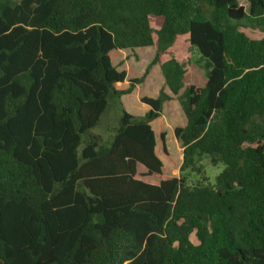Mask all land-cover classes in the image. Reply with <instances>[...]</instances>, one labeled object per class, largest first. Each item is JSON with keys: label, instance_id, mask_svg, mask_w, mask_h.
<instances>
[{"label": "trees", "instance_id": "16d2710c", "mask_svg": "<svg viewBox=\"0 0 264 264\" xmlns=\"http://www.w3.org/2000/svg\"><path fill=\"white\" fill-rule=\"evenodd\" d=\"M244 26L264 31V0H0V264H264V36ZM181 35L203 86L169 51ZM153 45L117 87L111 51ZM156 63L168 90L134 115L121 97ZM174 98L180 174L147 182Z\"/></svg>", "mask_w": 264, "mask_h": 264}, {"label": "rangeland", "instance_id": "374dc122", "mask_svg": "<svg viewBox=\"0 0 264 264\" xmlns=\"http://www.w3.org/2000/svg\"><path fill=\"white\" fill-rule=\"evenodd\" d=\"M15 2L16 0H10ZM239 3L249 8V0H239ZM252 38H262L264 31L252 28L250 26L242 27ZM170 53L180 59L186 67V84H195L203 86L206 83L205 70L198 63L199 54L193 48H190L187 35H181L177 42L169 48ZM155 54V46L138 47L134 49H115L110 55L113 64L120 70H126L127 77L124 82L116 83L119 88L128 87L129 80L141 76L149 63L153 60ZM169 57V54L163 58ZM161 89L168 90L165 87L164 77L162 75L159 64H153L144 80L138 84L136 88L129 94H124L121 101L127 111L134 115H143L148 109L143 101V97H156ZM187 123L184 111L179 101L174 98L164 103L163 115L152 123L157 136V154L162 159L164 166L161 174H152L150 176L138 175L139 178L153 183H159L160 180L178 176L180 174V167L183 158V145L181 140L176 136L175 129L177 127H185ZM165 134L164 140L161 135ZM166 147V152L163 147ZM203 171L208 179L215 183L216 176L223 170L224 164L219 163L214 165L205 157L202 159ZM138 171L144 173L145 168L142 165L138 166ZM204 174L192 176V180L200 181Z\"/></svg>", "mask_w": 264, "mask_h": 264}, {"label": "crops", "instance_id": "0c3cea01", "mask_svg": "<svg viewBox=\"0 0 264 264\" xmlns=\"http://www.w3.org/2000/svg\"><path fill=\"white\" fill-rule=\"evenodd\" d=\"M153 122H154V121H153ZM153 122H152V123H153ZM156 152H157V151H156ZM144 172H145V171H144ZM160 181H161V180H160ZM160 181H159V182H160ZM152 183H153V182H152Z\"/></svg>", "mask_w": 264, "mask_h": 264}]
</instances>
